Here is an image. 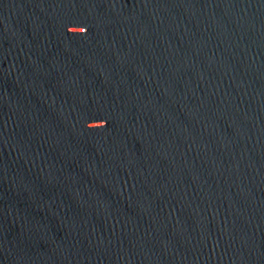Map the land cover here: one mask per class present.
Listing matches in <instances>:
<instances>
[{
  "label": "water",
  "instance_id": "water-1",
  "mask_svg": "<svg viewBox=\"0 0 264 264\" xmlns=\"http://www.w3.org/2000/svg\"><path fill=\"white\" fill-rule=\"evenodd\" d=\"M0 264H264V0H0Z\"/></svg>",
  "mask_w": 264,
  "mask_h": 264
}]
</instances>
